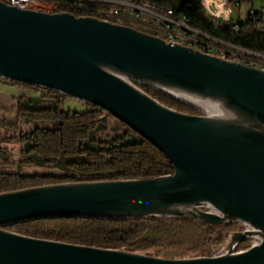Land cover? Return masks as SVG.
I'll return each instance as SVG.
<instances>
[{"label": "water", "instance_id": "1", "mask_svg": "<svg viewBox=\"0 0 264 264\" xmlns=\"http://www.w3.org/2000/svg\"><path fill=\"white\" fill-rule=\"evenodd\" d=\"M0 79L98 107L158 148L173 174L48 185L0 194V264H264V73L139 31L71 13L0 3ZM133 81L203 115L170 109ZM174 92L232 114H208ZM208 206L211 211H202ZM193 218L242 223L224 255L170 259L37 239L5 228L55 219ZM260 242L241 253L232 248Z\"/></svg>", "mask_w": 264, "mask_h": 264}, {"label": "trees", "instance_id": "2", "mask_svg": "<svg viewBox=\"0 0 264 264\" xmlns=\"http://www.w3.org/2000/svg\"><path fill=\"white\" fill-rule=\"evenodd\" d=\"M50 1L66 4L60 7L59 11L71 13L78 18L90 16L103 19L102 8H113L99 1ZM162 5L176 14L186 16L191 26L205 35L203 41H207L206 43L213 42L212 44L217 46L224 43L225 46L229 45L249 53L264 54V31L247 26L234 30L229 23H215L201 8L200 0H165ZM110 21L120 24L118 19ZM258 59L263 60L260 57ZM8 83L20 88H30L15 82ZM133 83L170 109L190 115H201L195 108L164 91L139 82ZM63 96L49 91V98L54 100L55 107L20 108V118L32 122L58 123L53 129L37 127L23 135L22 140L29 143L28 153L37 154L46 162H54L61 156L77 157V161L69 163L70 169L75 171L77 176H21L0 171V194L66 183L155 179L174 173L168 158L143 138L141 142L133 144H121V138L114 139L108 149L94 150L84 147V141L90 132L96 129L102 116L108 113L89 105L84 112H66L62 108ZM119 123L127 128V136L130 133L137 134L120 121ZM0 125L17 127L2 119ZM8 155L9 151L0 147V165L13 164L6 159ZM242 228V223L214 226L193 218L150 217L118 222L76 218L40 220L10 225L5 230L61 243L132 253H152L156 257L180 259L206 257L218 252L217 248L226 244L230 236ZM251 244L252 240H246L240 243L239 249L246 250ZM162 248L171 254L163 255Z\"/></svg>", "mask_w": 264, "mask_h": 264}, {"label": "rangeland", "instance_id": "3", "mask_svg": "<svg viewBox=\"0 0 264 264\" xmlns=\"http://www.w3.org/2000/svg\"><path fill=\"white\" fill-rule=\"evenodd\" d=\"M104 2L107 5L115 6L112 0H92ZM264 7V0H254L253 2L242 1L240 6H232L230 12L234 21L239 18L245 20L250 9L254 11ZM212 16V15H209ZM213 17V16H212ZM120 24L130 26L144 33L155 35V31L151 28L144 27L139 24H130L120 19ZM148 21V17H143L142 22ZM230 24V23H229ZM53 99L49 98V91L36 87L20 88L13 86L6 80H0V119L7 121L17 127H6L0 125V147L9 151L6 159L13 164L0 165V171L9 173H17L21 176L33 175H52L67 176L76 175L77 173L70 169L69 163L77 161V157L61 156L54 162H46L42 157L34 153H28L29 143L22 140V136L35 128H55L58 123L32 122L19 117L20 108L40 109L47 107H55ZM62 108L64 111L84 112L88 109V105L78 100L63 96ZM206 113L216 115L212 110L205 109ZM201 115L204 113L200 112ZM127 128L122 126L117 119L110 114H104L96 129L92 130L89 137L84 141V147L94 150L108 149L114 139H120L121 144H133L141 142L142 137L139 134L130 133L126 135ZM202 211H211L208 206L200 208ZM240 232V231H238ZM230 242L217 248L221 251L226 248ZM161 249V248H160ZM162 254L167 255L163 251ZM214 252L211 255H216Z\"/></svg>", "mask_w": 264, "mask_h": 264}, {"label": "built area", "instance_id": "4", "mask_svg": "<svg viewBox=\"0 0 264 264\" xmlns=\"http://www.w3.org/2000/svg\"><path fill=\"white\" fill-rule=\"evenodd\" d=\"M81 1V0H80ZM92 1V0H89ZM165 0H155V6L140 7V11H131V6H124V0H116L114 2H121V9H103V20L110 21V19H122L130 24H139L147 28H151L155 31V36L163 39L165 42L172 45H180L189 47L200 51V49H209L210 55L226 60V58H237V63H241L247 67L259 69L264 73V54H253L246 52L245 54H238L232 52V48L226 47V54H213L211 53L210 43L203 41V36L195 34L192 30L182 28L174 17H167V15L159 14V6H163L162 3ZM242 1L253 2L254 0H200L201 8L208 12L209 15L215 17L220 21L230 23V25L243 27L253 24H259L264 22V7L254 11L250 9L247 18L245 20L238 19L234 21L231 17L232 6H240ZM0 3H4L8 6L17 7L21 10L38 11L42 13H62L59 11L60 7L66 4H55L50 0H0ZM136 4V2H131ZM143 17H148V21L142 22ZM241 21V23H240ZM111 22V21H110ZM263 58L259 60L258 58ZM244 230H251L250 226L243 224ZM251 247L257 245L259 238H251ZM240 244H236L232 248L233 253H241L246 250L239 249ZM250 247V248H251ZM221 251L227 253V249L223 248Z\"/></svg>", "mask_w": 264, "mask_h": 264}, {"label": "bare ground", "instance_id": "5", "mask_svg": "<svg viewBox=\"0 0 264 264\" xmlns=\"http://www.w3.org/2000/svg\"><path fill=\"white\" fill-rule=\"evenodd\" d=\"M75 1H77V0H75ZM114 1H116V0H112V2L115 3V6H113L112 9H121V2H114ZM131 2H136V4H131ZM124 6H131V11H140V7L155 6V0H124ZM159 14L167 15V17H174L175 22H177L179 24V26H182V28H186L188 30H192L193 32H195V34H197L199 36H203V39H205V35L203 33L196 31L191 26L190 20L186 16H184L182 14H176L172 9H166L164 6H159ZM102 15H103V12H102ZM210 18L215 23L223 22V21H220L218 19H215V17H212V16H210ZM224 23H226V22H224ZM232 27L234 30H238L241 28V27L234 26V25H232ZM247 27H254L256 29L264 31V22H260L259 24L248 25ZM204 42H205V40H204ZM226 47L232 48V52H234V53H238V54H245L246 53V51H243L239 48L231 47L229 45L225 46L224 43H223V45L221 44V46H217V44L211 45V53H213V54H226ZM200 52L210 55L209 49H200ZM226 61L237 63V58H226ZM174 95H176L177 97H179V98H181V99H183V100H185V101L191 103L192 105H195L196 107H199L201 109H204V110L210 109L216 114V116L225 117V118H234V116L232 114L224 111L222 108L217 107L214 103H212L211 101H209L205 98H201V97H197V96H191V95H187V94H183V93H177V92H174ZM224 254H226V253H224L223 251H218V253L216 255L218 256V255H224ZM216 255H214V256H216Z\"/></svg>", "mask_w": 264, "mask_h": 264}, {"label": "flooded vegetation", "instance_id": "6", "mask_svg": "<svg viewBox=\"0 0 264 264\" xmlns=\"http://www.w3.org/2000/svg\"><path fill=\"white\" fill-rule=\"evenodd\" d=\"M244 230V226H243V228H242V230L241 231H243Z\"/></svg>", "mask_w": 264, "mask_h": 264}]
</instances>
